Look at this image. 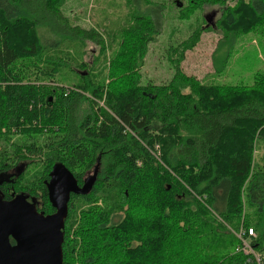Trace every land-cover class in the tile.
I'll return each instance as SVG.
<instances>
[{
  "label": "trees",
  "instance_id": "trees-1",
  "mask_svg": "<svg viewBox=\"0 0 264 264\" xmlns=\"http://www.w3.org/2000/svg\"><path fill=\"white\" fill-rule=\"evenodd\" d=\"M183 1L188 12L220 9L218 48L229 52L236 36L249 33L264 43V0ZM64 2L0 0L2 184L31 194L21 187L24 171L42 164L37 209L50 215L45 182L54 166L82 187L98 164L91 191L70 196L62 264H245L232 232L249 229L252 247L263 253L264 166L253 165V151L264 142V76L249 88L202 85L186 76L180 62L197 44L193 33L168 50L172 78L142 84L139 69L160 30L158 20L140 14L105 60V76L80 75L62 45L90 42L104 57L106 43L98 30L72 25L62 14ZM227 57L216 58V72ZM66 68L77 78L72 85L63 80ZM19 164L22 172L7 182ZM129 253H143L142 260L132 263Z\"/></svg>",
  "mask_w": 264,
  "mask_h": 264
},
{
  "label": "rangeland",
  "instance_id": "rangeland-1",
  "mask_svg": "<svg viewBox=\"0 0 264 264\" xmlns=\"http://www.w3.org/2000/svg\"><path fill=\"white\" fill-rule=\"evenodd\" d=\"M176 4L182 5V9H179L181 7H177ZM61 11L72 25L98 30L106 43L104 57L100 55L99 47L90 42L62 45L65 51L64 59L80 75L93 72L105 76V60L113 57L119 49L122 43V33L134 26L132 16L140 14L158 20L160 30L155 41L148 46L144 62L139 69L142 84L167 83L174 74L168 61V50L179 43L186 42L193 33L199 35L197 44L193 49L185 52L184 59L180 62V68L186 76L202 85L220 84L246 88L254 84L255 77L264 76V43L261 42L259 36L251 33L236 36L229 52L227 46L218 48L222 40V33L215 26L221 13L218 7H206L202 12H188L183 0H65ZM180 14L187 15L179 20ZM210 16L213 17L212 20L207 21ZM40 37L45 39L47 34L41 31ZM225 54H228L225 68L221 72H216V58H222ZM81 62L88 66L87 70L82 71L78 68ZM217 68L220 69L221 66L217 65ZM63 74L65 83L72 85L77 82V78L73 77L67 68ZM14 139L17 141L18 137ZM1 147L0 142V150ZM9 159L11 160L8 163L15 165L17 159L15 157ZM253 165L264 166V142L262 141L254 144ZM42 171V164L39 163L30 165L24 171L21 187H28V190L33 191L34 194L30 192L32 196L38 197L42 194L36 182ZM86 174L84 177L88 175ZM99 206L102 207L101 203ZM245 209L248 213L247 206ZM118 218L112 217V221H118ZM219 222L222 221L219 220ZM227 229L226 231L229 230ZM222 241L225 245L223 247L227 246L225 253H231L232 248L228 245L229 236L225 235ZM128 256L134 263V260L141 259L143 253L139 257L130 253Z\"/></svg>",
  "mask_w": 264,
  "mask_h": 264
},
{
  "label": "water",
  "instance_id": "water-1",
  "mask_svg": "<svg viewBox=\"0 0 264 264\" xmlns=\"http://www.w3.org/2000/svg\"><path fill=\"white\" fill-rule=\"evenodd\" d=\"M97 171L98 164L92 177L78 187L66 169L54 166L45 182L48 202L54 210L50 215L39 212L35 200L29 202L23 192L12 194L8 201L0 192V264H62L63 229L70 196L87 195ZM21 172L22 168L16 171L15 177ZM3 180L0 179V185Z\"/></svg>",
  "mask_w": 264,
  "mask_h": 264
},
{
  "label": "built area",
  "instance_id": "built-area-1",
  "mask_svg": "<svg viewBox=\"0 0 264 264\" xmlns=\"http://www.w3.org/2000/svg\"><path fill=\"white\" fill-rule=\"evenodd\" d=\"M234 237L238 240V246L235 250L236 253L246 257L245 264H264V252H257L251 245L252 240L255 238L253 230H240L239 232L233 233Z\"/></svg>",
  "mask_w": 264,
  "mask_h": 264
},
{
  "label": "flooded vegetation",
  "instance_id": "flooded-vegetation-1",
  "mask_svg": "<svg viewBox=\"0 0 264 264\" xmlns=\"http://www.w3.org/2000/svg\"><path fill=\"white\" fill-rule=\"evenodd\" d=\"M15 168H13V169H10V171H9V175H7L6 176V181L7 182H12V181H14V177H11V176H13L14 174H15V172L16 171H18V170H20V168H22V167H25V164H19V165H16V166H14ZM88 176H86L84 179H86ZM5 185H3V184H1L0 185V189L3 187L4 188V186H5V193L4 192H1V190H0V192L2 193V194H4L3 196H4V198H5V195L6 196H9L10 198L12 197V194H16V193H14L13 191H12V188H8L7 186L8 185H6L7 183H4ZM32 199H34L35 200V203H36V208H37V204H38V202L40 203V199H39V196L38 197H35V196H32L31 194H28V201L29 202H31V200ZM38 210V209H37Z\"/></svg>",
  "mask_w": 264,
  "mask_h": 264
}]
</instances>
